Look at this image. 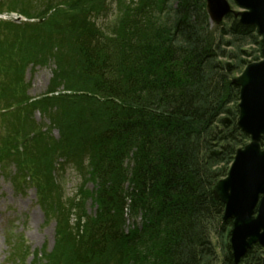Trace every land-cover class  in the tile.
Segmentation results:
<instances>
[{
	"label": "trees",
	"instance_id": "1",
	"mask_svg": "<svg viewBox=\"0 0 264 264\" xmlns=\"http://www.w3.org/2000/svg\"><path fill=\"white\" fill-rule=\"evenodd\" d=\"M36 3L37 10L22 0L0 2V11L41 20L0 39V169L15 164L7 176L33 186L55 219L52 252L43 249L32 263L264 264L259 244L234 262L232 220L212 192L249 141L236 124L232 78L251 62L247 44L261 53L257 28L232 14L210 26L205 0H147L130 19L107 26L97 23L106 0ZM3 44L25 56L1 58ZM50 59L48 95L28 97L25 67ZM36 110L48 124L35 120ZM67 162L82 174L81 201L64 198L58 171ZM87 196L94 215L85 211ZM24 251L16 243L8 259L25 264Z\"/></svg>",
	"mask_w": 264,
	"mask_h": 264
},
{
	"label": "water",
	"instance_id": "2",
	"mask_svg": "<svg viewBox=\"0 0 264 264\" xmlns=\"http://www.w3.org/2000/svg\"><path fill=\"white\" fill-rule=\"evenodd\" d=\"M211 23L220 25L232 14L245 25H254L261 36L262 58L246 64L232 78L239 87L237 126L249 141L237 148L226 176L213 187L214 198L224 204L223 218L232 220L229 245L238 263L247 251L259 244L264 248V0H233L242 8L233 11L228 0H205ZM228 121V118H226Z\"/></svg>",
	"mask_w": 264,
	"mask_h": 264
},
{
	"label": "rangeland",
	"instance_id": "3",
	"mask_svg": "<svg viewBox=\"0 0 264 264\" xmlns=\"http://www.w3.org/2000/svg\"><path fill=\"white\" fill-rule=\"evenodd\" d=\"M146 1L147 0H106L104 9L101 10L98 15L97 23L100 26H107L128 20L132 17L137 7L143 5ZM22 2L32 7L34 10H37L39 5H41H37L36 0H22ZM228 2L233 11L237 12L242 10L233 0H228ZM18 4L22 6L20 1ZM235 19H238V16ZM16 22L17 23L10 22L12 23L11 26H4L3 28H1L2 25L0 24L1 40L7 37V40L10 41L12 37L11 30L16 28L14 25L18 26V29H22L26 24L24 23L25 21H23V17ZM209 23L210 26L216 25L211 23L210 20ZM3 45L5 47L3 51H5L7 55L1 58L5 57V59L8 58L9 60L12 57L23 58L25 56V53L18 47L6 48V44ZM245 48L252 51L250 56H245L248 61H257L262 58L261 53L257 51V45L247 44ZM231 49L236 51V48ZM253 58H257V60H253ZM51 60L52 59H50L46 65L33 66L32 64H28L27 67H25L26 69H24L23 72V84L25 85L24 91L27 96L38 97L46 92L52 75V69L54 68V63ZM232 62H235V58L227 59L228 65L232 64ZM243 68L237 69L233 73V76L239 75ZM62 88V86L58 87L59 90ZM33 117L39 122L48 123V120L43 118L39 111H35ZM52 134L53 136H57V131L53 129ZM6 171V174L0 171V264H13L8 257L10 256L12 247L16 243L22 244L25 248V264H33L32 262L36 254L37 259L41 258L39 256L42 254L41 251L43 249H45L46 253L52 252L55 243V219H50L45 215L44 209L38 202L34 187L26 186L22 180H19V183L9 180L7 175L14 171L12 165L8 166ZM58 172L62 179L64 198H75L76 200L80 198L81 201L82 196L78 193L77 189L83 181L81 175L76 171L75 165L72 162H68L64 165V168L61 171L59 169ZM86 180L84 189H86V192H90V190L94 189V183L91 179ZM83 205L87 214L94 215L96 206L90 196L84 198ZM74 219L75 215L74 211H72L70 221ZM133 220L134 219L130 218L127 212L126 225H132ZM135 222L140 223V218L138 217L135 219ZM9 233H11L12 238L11 245L7 242ZM41 261L45 263V260L41 259Z\"/></svg>",
	"mask_w": 264,
	"mask_h": 264
}]
</instances>
